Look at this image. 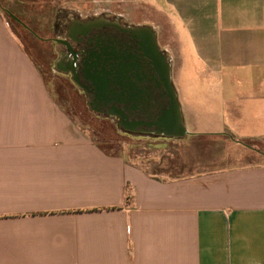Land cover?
I'll return each mask as SVG.
<instances>
[{
	"label": "crops",
	"instance_id": "0c3cea01",
	"mask_svg": "<svg viewBox=\"0 0 264 264\" xmlns=\"http://www.w3.org/2000/svg\"><path fill=\"white\" fill-rule=\"evenodd\" d=\"M141 1L170 74L213 78L173 87L184 127L264 138V0ZM0 264H264V164L163 180L104 151L0 11Z\"/></svg>",
	"mask_w": 264,
	"mask_h": 264
},
{
	"label": "rangeland",
	"instance_id": "374dc122",
	"mask_svg": "<svg viewBox=\"0 0 264 264\" xmlns=\"http://www.w3.org/2000/svg\"><path fill=\"white\" fill-rule=\"evenodd\" d=\"M2 6V15L40 70L51 95L75 126L109 153L122 155L145 173L163 180L223 167L264 164V138L247 140L244 146L226 135H214L187 123L188 135L182 138L125 133L115 121L94 114L84 94L67 75L56 70L52 40L65 37L69 18L103 16L137 27L151 24L158 31L159 47L170 44L167 26L141 0H3ZM190 61L185 68H173L170 74L179 96L178 87L183 83L206 88L213 81L209 75L201 76L204 68L198 61Z\"/></svg>",
	"mask_w": 264,
	"mask_h": 264
},
{
	"label": "flooded vegetation",
	"instance_id": "af4514ba",
	"mask_svg": "<svg viewBox=\"0 0 264 264\" xmlns=\"http://www.w3.org/2000/svg\"><path fill=\"white\" fill-rule=\"evenodd\" d=\"M135 27L103 16L69 18L65 37L52 40L54 67L84 94L94 114L125 133L162 137L158 123L170 109L161 64L166 56L147 25L140 32Z\"/></svg>",
	"mask_w": 264,
	"mask_h": 264
},
{
	"label": "water",
	"instance_id": "95a60500",
	"mask_svg": "<svg viewBox=\"0 0 264 264\" xmlns=\"http://www.w3.org/2000/svg\"><path fill=\"white\" fill-rule=\"evenodd\" d=\"M10 17H12L14 20L18 22L16 17H14L12 14H9ZM150 28L146 29L149 31ZM135 30L140 32L144 30L143 27H135ZM154 35V33H153ZM163 61H161V64L165 63V68H163V75L165 77V88L167 91L168 98L170 100V109L163 118L160 119L158 123L160 131H158V134L162 137L166 138H182L186 135H188V132L186 128L184 127L180 111H179V105L176 99V94L174 92L173 86L170 81V68L168 62L166 63V57L162 58ZM165 61V62H164Z\"/></svg>",
	"mask_w": 264,
	"mask_h": 264
},
{
	"label": "trees",
	"instance_id": "16d2710c",
	"mask_svg": "<svg viewBox=\"0 0 264 264\" xmlns=\"http://www.w3.org/2000/svg\"><path fill=\"white\" fill-rule=\"evenodd\" d=\"M2 2H3V0H0V11L2 12V11H5V9L3 8V6H2ZM13 19V18H12ZM14 20V19H13ZM16 21V20H15ZM17 22V21H16ZM222 135H226V136H228L229 138H231V139H233V140H236V141H239V142H242L243 144H244V146H247V144H246V142H247V140H251V139H239V138H237V137H235V136H233L232 134H228V133H224V134H222ZM253 140V139H252ZM95 144H97L98 146H100V144H98V143H95ZM100 147H102V146H100ZM102 149L104 150V151H106V149H104L103 147H102ZM106 152H108V151H106ZM109 153V152H108Z\"/></svg>",
	"mask_w": 264,
	"mask_h": 264
}]
</instances>
